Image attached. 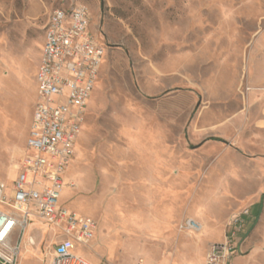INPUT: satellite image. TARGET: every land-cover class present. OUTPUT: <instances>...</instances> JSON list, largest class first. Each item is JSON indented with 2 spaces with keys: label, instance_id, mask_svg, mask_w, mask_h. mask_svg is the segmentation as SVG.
<instances>
[{
  "label": "rangeland",
  "instance_id": "rangeland-1",
  "mask_svg": "<svg viewBox=\"0 0 264 264\" xmlns=\"http://www.w3.org/2000/svg\"><path fill=\"white\" fill-rule=\"evenodd\" d=\"M75 4L89 10L105 53L59 199L96 221L77 253L93 264H210V245L248 201L206 182L205 169L216 177L223 169L201 167L219 148L197 150L189 125L224 121L264 95V0H0V181L8 187L27 152L45 23L52 9ZM220 133L233 154L237 129ZM230 185L242 198L253 184ZM200 206L206 222L195 231L185 221ZM178 210L175 229L154 219ZM26 229L17 264H48L63 238L37 219ZM220 264H264V213Z\"/></svg>",
  "mask_w": 264,
  "mask_h": 264
},
{
  "label": "built area",
  "instance_id": "built-area-1",
  "mask_svg": "<svg viewBox=\"0 0 264 264\" xmlns=\"http://www.w3.org/2000/svg\"><path fill=\"white\" fill-rule=\"evenodd\" d=\"M37 66V97L26 139L10 187L0 181V264H17L22 233L34 220L51 226L63 239L48 264H93L77 253L94 238L95 219L59 205L63 172L71 162L104 57L85 6L58 7L49 13ZM251 214L248 207L225 224L222 242L210 245L207 261L226 262L241 251ZM185 226L199 231L192 218Z\"/></svg>",
  "mask_w": 264,
  "mask_h": 264
},
{
  "label": "crops",
  "instance_id": "crops-1",
  "mask_svg": "<svg viewBox=\"0 0 264 264\" xmlns=\"http://www.w3.org/2000/svg\"><path fill=\"white\" fill-rule=\"evenodd\" d=\"M250 101L245 111L241 110V112L238 114L236 113L235 116L226 117L224 121L209 124L207 122L209 117H202L201 120H205V122L201 123V128H199L198 124L194 121L189 125L191 132L190 136L194 141H197L195 144L197 150L205 152L207 148L212 145H216L219 148L218 157H212L208 161H205V163L203 162L204 165L201 167L212 168L215 163H218L223 169L221 174L217 177L216 175H207L209 171L205 169L206 176H210L209 180L207 179L208 177H206V182L211 184H213V182L219 183L220 185L217 186L218 189L226 190L227 194H229L227 198L230 197L242 202L244 200L248 201L242 207H248L251 214L248 223L245 225L244 232L240 234L243 241L245 236L249 234L254 223L259 219L262 213H264V95H255ZM226 127L237 129V133L234 134L232 139L235 142V147H232L235 150L233 154L230 151L231 148L220 146L221 142H226L224 139L226 135L220 133L225 131ZM195 130L196 132H194ZM189 165H191L193 169L194 164ZM171 171L174 172V175H178L180 172L177 166L171 167L170 172ZM150 180L147 184L151 187L152 184ZM247 181L253 184L251 186L252 189L242 198L236 193L228 191L231 186L230 183L239 184ZM211 188L213 187L211 186ZM178 201L179 203L182 202L181 199ZM253 206H256L255 210L252 209ZM202 213L203 207L200 206L199 209L190 212L191 216H189V218L203 225L206 219ZM154 219L159 226L163 228L175 229L177 224L181 223L183 216L182 211L178 210L170 212L169 214L159 213L158 216L154 215Z\"/></svg>",
  "mask_w": 264,
  "mask_h": 264
},
{
  "label": "bare ground",
  "instance_id": "bare-ground-1",
  "mask_svg": "<svg viewBox=\"0 0 264 264\" xmlns=\"http://www.w3.org/2000/svg\"><path fill=\"white\" fill-rule=\"evenodd\" d=\"M198 224H200V223H198ZM201 227H202V225L200 224V229H201ZM27 230V229H26ZM26 230H25V233H26ZM26 243V242H25ZM27 243L28 244H33V239L29 236L28 238H27Z\"/></svg>",
  "mask_w": 264,
  "mask_h": 264
}]
</instances>
